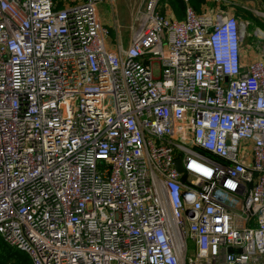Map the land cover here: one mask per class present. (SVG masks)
Listing matches in <instances>:
<instances>
[{"label":"built area","instance_id":"built-area-1","mask_svg":"<svg viewBox=\"0 0 264 264\" xmlns=\"http://www.w3.org/2000/svg\"><path fill=\"white\" fill-rule=\"evenodd\" d=\"M182 1L112 48L113 0H0V240L29 264H264V58L236 12L264 14Z\"/></svg>","mask_w":264,"mask_h":264},{"label":"rangeland","instance_id":"rangeland-1","mask_svg":"<svg viewBox=\"0 0 264 264\" xmlns=\"http://www.w3.org/2000/svg\"><path fill=\"white\" fill-rule=\"evenodd\" d=\"M144 1L145 0H113L111 8H112V18L114 23H113V29L111 30L110 33V39H113L112 40L113 42L111 43L114 44L115 42H117L122 46L128 45L137 24V20L135 19L134 16L135 12L137 8L144 3ZM247 13L250 14L247 11L245 12L242 11L241 13L242 15L241 19L247 23L246 37L245 40H243L242 48L244 50H248L247 47H249L251 50L256 52L257 58H264V53H263L264 44L263 42H261L260 40H258L253 36V32L255 30H259L257 29L259 26L255 25L251 17L249 16L243 17V14H247ZM256 20L260 21L261 23H264L263 17L257 18ZM193 252H194V247L192 244H189L187 256L193 255ZM22 256L25 257L24 255Z\"/></svg>","mask_w":264,"mask_h":264},{"label":"crops","instance_id":"crops-1","mask_svg":"<svg viewBox=\"0 0 264 264\" xmlns=\"http://www.w3.org/2000/svg\"><path fill=\"white\" fill-rule=\"evenodd\" d=\"M163 1V0H162ZM233 1V0H231ZM238 2V3H242L245 4L246 6H248L249 8L255 9L258 12L264 14V0H234V2ZM161 6L163 7V12L169 16H173L174 18H176L175 14L173 13L170 5L166 2H161ZM257 6V7H256ZM260 6V7H258ZM242 11H237L236 15H239L240 20L242 15H241ZM97 15L98 18L101 20V22H103L105 25H107L109 27V31H111L113 29V18H112V8L111 6L102 3L98 6L97 8ZM253 16V15H252ZM254 17V16H253ZM177 19V18H176ZM242 22L245 23L244 20H242ZM264 25V23H262ZM257 29H259V31L264 35V30L260 29V27H258ZM113 39H110L111 42ZM117 42H115L116 44ZM112 44V48L114 47L113 43ZM264 44V42H263ZM246 49V48H245ZM248 50H244L242 48V44H241V59L242 62L246 63V62H252L254 59H257L256 57V52H254L253 50H251L249 47H247ZM264 49V46H263Z\"/></svg>","mask_w":264,"mask_h":264},{"label":"trees","instance_id":"trees-1","mask_svg":"<svg viewBox=\"0 0 264 264\" xmlns=\"http://www.w3.org/2000/svg\"><path fill=\"white\" fill-rule=\"evenodd\" d=\"M164 2L168 3L175 14L178 20H181L183 17L184 12V4L182 0H163ZM161 0V2H163ZM191 4L197 8L200 4V0H190ZM249 16L254 21L255 25L259 26L260 29L264 30V25L256 20V17H253L250 14H243V17ZM248 17V18H249ZM111 33V31H110ZM0 264H29L28 260L23 257L20 253H18L15 249L7 246L0 240Z\"/></svg>","mask_w":264,"mask_h":264},{"label":"water","instance_id":"water-1","mask_svg":"<svg viewBox=\"0 0 264 264\" xmlns=\"http://www.w3.org/2000/svg\"><path fill=\"white\" fill-rule=\"evenodd\" d=\"M174 165H175V168H176L178 173H182L183 172V168H182V165H181L180 161H175Z\"/></svg>","mask_w":264,"mask_h":264}]
</instances>
